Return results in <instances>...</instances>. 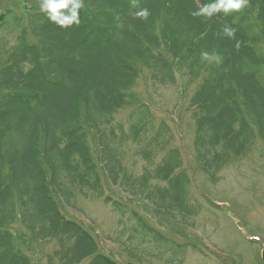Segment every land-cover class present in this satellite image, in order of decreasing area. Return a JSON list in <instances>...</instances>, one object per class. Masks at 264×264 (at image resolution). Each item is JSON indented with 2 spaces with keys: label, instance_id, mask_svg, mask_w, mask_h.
<instances>
[{
  "label": "trees",
  "instance_id": "trees-1",
  "mask_svg": "<svg viewBox=\"0 0 264 264\" xmlns=\"http://www.w3.org/2000/svg\"><path fill=\"white\" fill-rule=\"evenodd\" d=\"M210 2L139 0L151 13L143 20L132 15V0H83L80 24L69 28L50 22L39 0H23L31 7L25 14L0 13V264H32L21 248L32 233L35 243L55 242L48 264H118L61 211L62 202L71 206L73 194L84 191L119 213L121 226L126 218L134 249L152 245L150 257L170 253L167 264L183 263L186 245L157 231L123 198L105 196L104 186L130 187L163 217L191 214L178 150L134 182L123 172L124 149L141 145L149 112L136 106L127 132L113 125L114 116L136 103L130 91L143 69L160 85L173 84L180 68L203 74L189 109L196 162L211 177L258 135L264 140V0H248L227 16L191 15ZM225 24L234 39L218 35ZM202 51L221 61H202ZM163 128L141 150L146 160L155 148L164 151L157 144ZM155 179L164 186L150 187Z\"/></svg>",
  "mask_w": 264,
  "mask_h": 264
},
{
  "label": "rangeland",
  "instance_id": "rangeland-1",
  "mask_svg": "<svg viewBox=\"0 0 264 264\" xmlns=\"http://www.w3.org/2000/svg\"><path fill=\"white\" fill-rule=\"evenodd\" d=\"M11 9L14 13L25 14L31 7H25L23 0H0V13ZM8 40L12 42L11 38ZM202 77V73L191 76L180 68L175 72L173 84L160 85L143 69L130 91L136 103L117 112L113 123L116 127L121 125L127 132L130 113L136 106H146L148 131L140 146L129 144L124 149L123 172L134 182L146 173L152 174L169 150H178L188 178L186 205L191 214L186 217L175 214L174 220L163 217L138 194L132 195L130 187L126 191L105 183L104 193L111 195L113 200L123 198L157 231L175 244L186 245L182 264H264V140L258 135L240 157L231 159L215 177L200 168L193 147L195 125L190 117L189 100ZM161 126L164 128L159 130L157 144L164 151L155 148L152 157L146 160L140 152L151 143V136L154 137ZM88 131L89 143L97 157L93 131L90 127ZM148 182L152 188L164 186L156 179ZM69 205L61 203L64 217L90 230L100 251L114 262L167 264L165 260L170 258V253H163L165 255L160 259L148 255L152 245L134 249L129 240L133 234L127 228L130 223L124 218L121 226L120 214L104 204L103 198L88 191L75 192ZM25 234L23 231L21 235ZM35 239V233L28 238L33 243L31 250L28 241L21 240L22 250L32 264H48V256L56 249L55 242L35 243ZM151 254L155 255L156 251Z\"/></svg>",
  "mask_w": 264,
  "mask_h": 264
},
{
  "label": "clouds",
  "instance_id": "clouds-1",
  "mask_svg": "<svg viewBox=\"0 0 264 264\" xmlns=\"http://www.w3.org/2000/svg\"><path fill=\"white\" fill-rule=\"evenodd\" d=\"M133 7L138 10L133 12L135 18L147 20L150 16V11L147 7H139V0H132ZM248 0H213V2L198 5L196 11L191 15L193 17H204L211 19L217 14L227 16L230 13H239L246 8ZM40 11L44 13L47 19L60 28H69L73 25L80 24V12L83 7V0H39ZM218 35L234 39L235 29L225 24ZM202 61H216L219 63L221 57L219 54H210L208 51H202L200 54Z\"/></svg>",
  "mask_w": 264,
  "mask_h": 264
}]
</instances>
